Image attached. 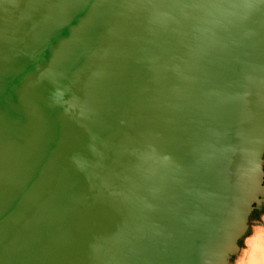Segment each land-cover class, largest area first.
Segmentation results:
<instances>
[{
  "label": "water",
  "instance_id": "95a60500",
  "mask_svg": "<svg viewBox=\"0 0 264 264\" xmlns=\"http://www.w3.org/2000/svg\"><path fill=\"white\" fill-rule=\"evenodd\" d=\"M263 156L264 0H0V264H229Z\"/></svg>",
  "mask_w": 264,
  "mask_h": 264
},
{
  "label": "rangeland",
  "instance_id": "374dc122",
  "mask_svg": "<svg viewBox=\"0 0 264 264\" xmlns=\"http://www.w3.org/2000/svg\"><path fill=\"white\" fill-rule=\"evenodd\" d=\"M263 165H264V159H263ZM260 216H262L263 221H261L262 219H259ZM259 232H262L264 234V211L261 212V214H257L253 210L249 213L248 218H247L246 229H245L243 235L239 238V252H238V254H240L242 250L247 249V246L245 243L246 238L253 236L255 233H259ZM251 238L252 237L248 238L247 242ZM236 254H234L232 256L234 261H231V264H234L238 260V258H237L238 256ZM242 264H249V263L244 262Z\"/></svg>",
  "mask_w": 264,
  "mask_h": 264
},
{
  "label": "bare ground",
  "instance_id": "6f19581e",
  "mask_svg": "<svg viewBox=\"0 0 264 264\" xmlns=\"http://www.w3.org/2000/svg\"><path fill=\"white\" fill-rule=\"evenodd\" d=\"M252 237L251 239H247ZM246 238L247 249L244 252V261L249 264H264V234L255 233Z\"/></svg>",
  "mask_w": 264,
  "mask_h": 264
},
{
  "label": "flooded vegetation",
  "instance_id": "af4514ba",
  "mask_svg": "<svg viewBox=\"0 0 264 264\" xmlns=\"http://www.w3.org/2000/svg\"><path fill=\"white\" fill-rule=\"evenodd\" d=\"M255 211L257 214H261V212H263L264 211V197L262 198V200L260 201V203H259V205L257 206V207H252L251 208V210H250V212L251 211ZM249 212V213H250ZM249 215V214H248ZM259 219H262L261 221H263V218H262V216H260L259 217ZM243 235V234H242ZM241 235V236H242ZM240 236V237H241ZM239 237V238H240ZM239 238H238V240H237V244H238V249H237V251L235 252V253H233L232 255H230V257H229V259H228V263L229 264H231V261H234V259L232 258V256L234 255V254H236L238 257V260L234 263V264H242V263H244L243 261H244V259H245V257H244V252H245V250L246 249H244V250H242L241 251V253L240 254H238V252H239ZM245 243H246V240H245ZM247 246V245H246Z\"/></svg>",
  "mask_w": 264,
  "mask_h": 264
},
{
  "label": "trees",
  "instance_id": "16d2710c",
  "mask_svg": "<svg viewBox=\"0 0 264 264\" xmlns=\"http://www.w3.org/2000/svg\"><path fill=\"white\" fill-rule=\"evenodd\" d=\"M263 159H264V156H263ZM263 168H264V165H263Z\"/></svg>",
  "mask_w": 264,
  "mask_h": 264
}]
</instances>
